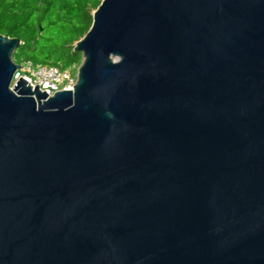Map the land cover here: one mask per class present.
I'll use <instances>...</instances> for the list:
<instances>
[{"label": "water", "instance_id": "1", "mask_svg": "<svg viewBox=\"0 0 264 264\" xmlns=\"http://www.w3.org/2000/svg\"><path fill=\"white\" fill-rule=\"evenodd\" d=\"M0 34V264H264V0H101L72 89Z\"/></svg>", "mask_w": 264, "mask_h": 264}, {"label": "trees", "instance_id": "2", "mask_svg": "<svg viewBox=\"0 0 264 264\" xmlns=\"http://www.w3.org/2000/svg\"><path fill=\"white\" fill-rule=\"evenodd\" d=\"M101 0H0V34L17 37L13 60L57 65L73 75L82 55L74 44L90 28Z\"/></svg>", "mask_w": 264, "mask_h": 264}, {"label": "built area", "instance_id": "3", "mask_svg": "<svg viewBox=\"0 0 264 264\" xmlns=\"http://www.w3.org/2000/svg\"><path fill=\"white\" fill-rule=\"evenodd\" d=\"M17 63V62H16ZM18 68L14 72L12 85L23 78L31 88L38 85L40 91L52 95L61 89H72L76 75L57 65H45L24 59L17 63Z\"/></svg>", "mask_w": 264, "mask_h": 264}, {"label": "rangeland", "instance_id": "4", "mask_svg": "<svg viewBox=\"0 0 264 264\" xmlns=\"http://www.w3.org/2000/svg\"><path fill=\"white\" fill-rule=\"evenodd\" d=\"M76 70H77V69H76ZM74 75H76V73H75Z\"/></svg>", "mask_w": 264, "mask_h": 264}]
</instances>
